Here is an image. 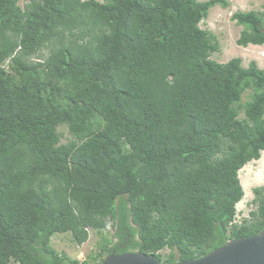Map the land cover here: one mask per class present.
I'll return each instance as SVG.
<instances>
[{
	"label": "trees",
	"instance_id": "obj_1",
	"mask_svg": "<svg viewBox=\"0 0 264 264\" xmlns=\"http://www.w3.org/2000/svg\"><path fill=\"white\" fill-rule=\"evenodd\" d=\"M19 2L0 0V264H174L264 229V187L235 222L264 151V69L213 60L200 26L228 0ZM232 19L239 46H264V0ZM91 232L84 261L53 246Z\"/></svg>",
	"mask_w": 264,
	"mask_h": 264
},
{
	"label": "rangeland",
	"instance_id": "obj_2",
	"mask_svg": "<svg viewBox=\"0 0 264 264\" xmlns=\"http://www.w3.org/2000/svg\"><path fill=\"white\" fill-rule=\"evenodd\" d=\"M28 2L29 0H20L19 5L24 7ZM228 2L230 5L227 8L221 6L212 8L208 18L200 24L202 29L211 31L219 39L221 49L212 55V59L219 63H226L233 58H241L244 67H248L251 62H255L259 69H264V46H239L237 41L243 27L232 19L236 12L262 11L263 0H228ZM250 93H245V101L248 100ZM241 117H243V114H241ZM60 132L63 134L62 143H68L72 139L67 127H61ZM239 176L245 191L243 200L237 205V217L242 220L249 217L250 212L256 209L253 204L254 189L264 187V151L261 159L248 163L240 171ZM104 233H111V228H107ZM100 241L99 235L91 232L89 240L79 246L73 241L72 234L66 233L56 235L53 238V246L57 251L66 253L72 259L84 261L88 257L98 254ZM161 253L166 257L170 251L165 249Z\"/></svg>",
	"mask_w": 264,
	"mask_h": 264
},
{
	"label": "water",
	"instance_id": "obj_3",
	"mask_svg": "<svg viewBox=\"0 0 264 264\" xmlns=\"http://www.w3.org/2000/svg\"><path fill=\"white\" fill-rule=\"evenodd\" d=\"M101 264H162L156 257L140 252L107 256ZM174 264H264V229L257 235L231 240L208 255Z\"/></svg>",
	"mask_w": 264,
	"mask_h": 264
},
{
	"label": "built area",
	"instance_id": "obj_4",
	"mask_svg": "<svg viewBox=\"0 0 264 264\" xmlns=\"http://www.w3.org/2000/svg\"><path fill=\"white\" fill-rule=\"evenodd\" d=\"M235 222H240V218L237 217L236 221Z\"/></svg>",
	"mask_w": 264,
	"mask_h": 264
}]
</instances>
